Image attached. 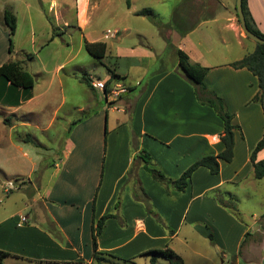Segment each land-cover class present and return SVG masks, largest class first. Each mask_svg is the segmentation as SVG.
Listing matches in <instances>:
<instances>
[{
  "label": "crops",
  "instance_id": "crops-1",
  "mask_svg": "<svg viewBox=\"0 0 264 264\" xmlns=\"http://www.w3.org/2000/svg\"><path fill=\"white\" fill-rule=\"evenodd\" d=\"M123 1L76 0L72 17L64 0L61 5L60 0H11L2 8L0 65L9 59L20 61L35 78L29 97L7 83L3 87L14 97L0 99V112L6 114L0 117V171L16 176V187L25 190L23 203L30 212L14 215L13 227L27 234L35 248H44L42 254L30 253L29 259L93 264L94 226L104 216L98 250L115 256L104 254L100 262L107 257L135 262L138 256L151 262V254L144 252L170 247L184 264H264V212L246 209L253 219L248 224L243 217L246 210L237 204L240 188L250 198L256 195L258 178L251 153L264 133V106L253 100L258 79L249 69L230 65L256 47L249 45L237 5L233 10V0ZM154 2L172 4L171 29L162 32V44L150 41L138 27L148 15L142 10L158 14ZM248 6L264 33V0H248ZM6 8L17 17L12 53L9 30L2 25ZM221 19L214 34L208 25ZM73 23L80 30L76 52L69 41ZM105 23L107 27H101ZM86 40L106 42L107 75L95 77L88 69L93 56L86 50ZM176 48L186 51L192 62L209 67L205 90L180 67ZM166 52L167 57L159 59L161 65H156ZM151 59L156 60L140 67L135 83L127 81L138 65ZM110 67L121 76L112 80L111 90L125 88L118 97L92 84L106 82ZM82 78H88L91 86L82 84ZM198 91L204 99L217 94L234 114L232 122L239 127L234 131V157L221 159L217 174L199 166L180 190L176 179L202 157L225 147L224 121L213 106L201 101ZM9 99L18 103L6 104ZM67 104L76 112L66 111L73 117L62 119L64 131L59 136L50 137L49 144L42 141L41 149L21 147L30 145L16 140L22 137H17L21 129L33 124L48 131ZM52 109L51 119L40 125L39 117L49 116ZM261 159L264 148L257 153ZM148 167L166 179H156ZM22 217L27 219L22 222ZM159 259L167 258L158 255L157 264Z\"/></svg>",
  "mask_w": 264,
  "mask_h": 264
},
{
  "label": "rangeland",
  "instance_id": "rangeland-1",
  "mask_svg": "<svg viewBox=\"0 0 264 264\" xmlns=\"http://www.w3.org/2000/svg\"><path fill=\"white\" fill-rule=\"evenodd\" d=\"M68 4L69 7V17L75 16V11H76V0H64ZM11 0H0V14H2V8L4 9L5 3H10ZM46 3L47 0H44ZM121 2V1H120ZM124 4H126V1H123ZM236 2L233 0V4L231 2V7H233V10H235V4ZM61 0H60V5H61ZM153 9L158 13L156 14L154 11L153 13L147 15L146 19L143 21L139 22V28L143 29L147 32V36L149 40H155V43L159 42V44L164 43L163 41V33H166L170 31V27L168 26L169 22V17L172 13V4H167L166 7L163 6L161 3H156L154 2ZM221 14L225 16L226 11L224 9H220ZM49 13L48 7L46 8V12ZM222 16V17H223ZM40 18V16H38ZM25 16H22L21 19H24ZM2 25L5 26L6 28L9 27L7 26L6 22L2 20ZM106 21V19H105ZM223 20L221 19L218 23L208 25V29L212 31L214 34L217 33V29L221 27V22ZM97 24V20H93L92 26L94 27ZM241 24V22H240ZM75 23L70 26L69 29V41H70V46H73L74 52L77 51L78 49V43L80 39V30L76 28ZM104 26L101 27H107L106 23L103 24ZM111 27V26H110ZM113 29V28H110ZM163 32V33H162ZM120 37L124 36V33L119 34ZM165 36V35H164ZM133 40L138 38V36L131 37ZM166 38V36H165ZM140 39V38H139ZM25 40V38H24ZM128 41L130 40L129 38L127 39ZM144 43H147L146 39H142ZM249 45L251 49L256 45V41L253 39H248ZM25 46H28L27 42L24 43ZM168 53H164V55L160 54L156 60L158 66L161 65L159 62L161 58L167 57ZM83 55H80L78 59H82ZM90 60H92L93 63H88L89 66L88 69L91 70L92 75L97 77L98 75L105 76L107 75V64L106 61L100 62L96 58L94 59L93 57H89ZM154 59H151L150 61H145L142 62L140 65L134 69V74H131V76L127 79L128 82L130 83H135L137 81V74H139V71L142 69L140 68L142 65L149 63V65L153 64ZM115 62V61H114ZM105 63V64H104ZM113 63V62H112ZM91 64V65H90ZM114 64V63H113ZM109 65V64H108ZM168 65H171V61H169ZM83 81V82H82ZM82 84H85V81L82 79ZM125 81V80H124ZM68 95H70L68 91ZM117 104L115 102L112 105ZM120 104V103H119ZM67 110H72L73 112H76V110L71 108V105L67 104L62 108V110L59 113L60 119L56 122L53 123L52 128H50L48 131H43L42 129H38L33 126V124L30 127H27L25 129H21L19 134L22 135L21 138H16L17 141L28 143L27 144H22V148L26 149H32L34 150L35 148L41 149L44 148V143H51L49 140L50 137L54 136H59L62 131H64L63 124L65 123L62 119L68 117L67 116ZM50 113H54V109H52L49 112V116L44 117L40 116V125H43L45 121L48 119L50 120ZM77 115H80L81 112H77ZM2 115V116H1ZM6 115L5 113L0 112V117H3ZM73 116L68 117L69 119H72ZM1 126V125H0ZM254 127V126H253ZM9 126H6V129L8 130ZM257 128V124H256ZM1 129V128H0ZM253 130V128H252ZM257 133V130H256ZM31 139H27V138ZM42 137V138H41ZM41 138L42 140H40ZM15 140V141H16ZM43 141V142H42ZM23 161V160H22ZM16 176L9 174L8 172H1L0 171V249L8 250L12 253L19 254V256L14 255V254H9L6 256H1L0 254V264H46V263H41L38 261H32L29 259L30 253L33 251H37L35 253L42 254L44 253V248H35L33 245H31L29 241V237L27 234H22L21 231L15 229L13 227L14 222L13 217L14 215H27L29 214V208L24 205L23 201L27 199L26 193L19 189L18 187V182L15 180ZM12 180L13 182L10 183L8 180ZM27 179V178H26ZM257 183V188H256V195L254 197H249L247 192L245 191V188H240L239 190L236 191V193L239 192V198L237 200L238 207L240 208L241 211H245L246 209H252L254 213H263L264 212V179H256ZM15 183V187H12L13 184ZM17 183V184H16ZM8 192H7V191ZM243 217H246L245 222L250 224L253 222L251 212H248L247 210L243 214ZM213 254L216 253L215 249H213ZM46 251L52 252L51 248L46 247ZM160 262L158 264H170L169 259H159ZM135 262L130 261V259L124 260V259H114L107 257L105 258V261H98L96 260L93 264H151L150 258L145 257V256H138L134 260Z\"/></svg>",
  "mask_w": 264,
  "mask_h": 264
},
{
  "label": "trees",
  "instance_id": "trees-1",
  "mask_svg": "<svg viewBox=\"0 0 264 264\" xmlns=\"http://www.w3.org/2000/svg\"><path fill=\"white\" fill-rule=\"evenodd\" d=\"M243 9L246 16V21L249 29L260 37L264 38V33L260 30L256 21L250 11L248 6V0H243ZM140 13L142 14H151L153 10L150 8H146L142 10ZM238 15V13H237ZM239 17V16H238ZM4 21L9 27V50L13 52V36L17 27V17L14 12L6 8L4 11ZM86 50L92 55L94 58L103 62V59L106 57L107 52V44L104 41H88L85 42ZM176 53L179 58V65L186 72L187 76L195 83L200 85L203 90H205L204 77L209 70V67L203 66L199 63H194L191 61L190 56L186 51L180 48H176ZM234 68H247L254 75H256L258 79V91L254 95L253 100L260 102L264 106V43L256 42V47L252 52L247 53L242 58L235 60L230 63ZM111 72L110 78L105 82V90L110 91V85L113 79L120 78V74H118L111 67L109 68ZM85 83L91 86V82L88 78H82ZM9 83V87L12 88H22L24 90V97L27 98L30 96L31 90L35 85V78L33 74L27 70L20 61L9 59L0 65V99L12 98L11 94H7L8 87H3V85H7ZM209 93V92H208ZM122 94V93H121ZM121 94L119 96H121ZM213 96L210 98H201L198 91V96L202 102H205L211 106H213L220 117L224 121V132L221 136L222 141L224 142V149L218 154H209L193 164L190 168H188L178 179L175 180V185L178 189L184 190L188 184V179L191 177L193 171L199 166H206L210 169V171L214 174L220 172L221 163L220 160L231 161L234 157V144H235V128H239L237 125L233 124L234 114L231 113L226 104L220 96L215 93H211ZM18 98V97H17ZM6 100V104L16 105L18 100ZM105 132H108V128L106 127ZM31 139V138H27ZM264 148V133L263 136L258 140L253 151L251 153V161L254 167L255 177L258 179L264 178V159L257 160V153ZM150 156H147L146 159H149ZM149 171L153 173L156 179L164 180L166 176L162 174L159 170L148 167ZM104 216L97 222V225L94 226L93 233V249H94V257L96 260L101 261L104 259L103 255L108 254L115 256L110 252H103L98 250L97 243V235L101 232V228L103 225ZM1 256L7 255L8 252L0 250ZM144 254H151V264H157V256L162 255L165 258L169 259L171 264H184L182 257L177 254L172 248H160L149 250L144 252ZM117 257V256H116Z\"/></svg>",
  "mask_w": 264,
  "mask_h": 264
},
{
  "label": "water",
  "instance_id": "water-1",
  "mask_svg": "<svg viewBox=\"0 0 264 264\" xmlns=\"http://www.w3.org/2000/svg\"><path fill=\"white\" fill-rule=\"evenodd\" d=\"M236 3L239 20L246 36L250 37L256 42L264 43V38L252 32L247 25L246 16L243 9V0H237Z\"/></svg>",
  "mask_w": 264,
  "mask_h": 264
},
{
  "label": "built area",
  "instance_id": "built-area-1",
  "mask_svg": "<svg viewBox=\"0 0 264 264\" xmlns=\"http://www.w3.org/2000/svg\"><path fill=\"white\" fill-rule=\"evenodd\" d=\"M107 33H111V30H108ZM92 84H93V86L100 88V89H103V90H105V88H106L105 81H103V80L93 81ZM124 91H125V88H118L115 90H111V96L118 97ZM12 187H14V186H12ZM26 219H27L26 217H22V222L25 221Z\"/></svg>",
  "mask_w": 264,
  "mask_h": 264
}]
</instances>
